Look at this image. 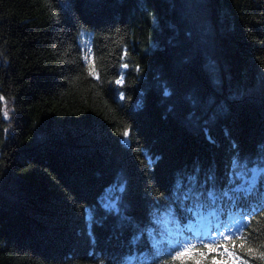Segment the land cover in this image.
<instances>
[{
	"label": "trees",
	"instance_id": "obj_1",
	"mask_svg": "<svg viewBox=\"0 0 264 264\" xmlns=\"http://www.w3.org/2000/svg\"><path fill=\"white\" fill-rule=\"evenodd\" d=\"M197 92L224 110L191 129ZM0 96V264H116L132 231L102 211L109 188L126 178L130 214L148 226L150 196L177 170L215 162L226 180L233 144L253 156L264 145V0H0ZM243 231L264 251V213Z\"/></svg>",
	"mask_w": 264,
	"mask_h": 264
},
{
	"label": "snow or ice",
	"instance_id": "obj_2",
	"mask_svg": "<svg viewBox=\"0 0 264 264\" xmlns=\"http://www.w3.org/2000/svg\"><path fill=\"white\" fill-rule=\"evenodd\" d=\"M190 2L198 5L202 0ZM68 6L64 5L65 8ZM127 55L125 48L122 58ZM82 59L88 66L89 75L98 80L100 76L90 48ZM121 67L127 69L129 65L123 63ZM136 70L139 71L138 66ZM206 71L214 84L221 83L214 60H208ZM122 82L123 76L115 81L116 84ZM172 94L165 87L163 95L170 97ZM120 99H124L123 93ZM0 101H4L3 96ZM187 102L190 111L185 116V124L191 129L200 127L203 116L207 115L208 119L204 121L207 124L224 110L223 104L215 105L213 99H206L198 92L189 96ZM3 117L10 119L8 110L3 111ZM122 135L127 139L129 129L126 128ZM206 138L215 143L210 136ZM148 159L154 165L159 157L149 156ZM225 175L226 180L215 162L205 165L199 160L177 170L169 190L159 196H150L148 226H141L130 214L129 184L126 178L122 179L101 202L106 216L114 217L122 230L132 231L127 250L117 258L116 264H176L177 261L180 264H249L250 259L264 261V251L248 246V237L243 231L245 221L250 224L253 216L264 213V145L253 156L242 154L233 144ZM96 222L97 217L90 213L89 224ZM198 224H207L206 231H196ZM144 241L146 246H142ZM98 264H111V261L101 257Z\"/></svg>",
	"mask_w": 264,
	"mask_h": 264
},
{
	"label": "rangeland",
	"instance_id": "obj_3",
	"mask_svg": "<svg viewBox=\"0 0 264 264\" xmlns=\"http://www.w3.org/2000/svg\"><path fill=\"white\" fill-rule=\"evenodd\" d=\"M6 109H7L8 111H10V107H9V106H6ZM113 189H114V188H112V187L109 188V189L107 190V192H106L105 197H106L107 195H109V194L113 191ZM105 197H104V198H105Z\"/></svg>",
	"mask_w": 264,
	"mask_h": 264
}]
</instances>
